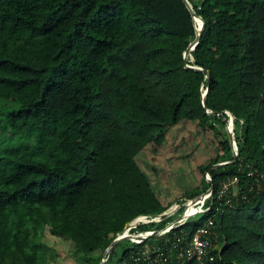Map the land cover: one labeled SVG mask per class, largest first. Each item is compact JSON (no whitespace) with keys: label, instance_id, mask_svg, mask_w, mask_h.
Wrapping results in <instances>:
<instances>
[{"label":"trees","instance_id":"trees-1","mask_svg":"<svg viewBox=\"0 0 264 264\" xmlns=\"http://www.w3.org/2000/svg\"><path fill=\"white\" fill-rule=\"evenodd\" d=\"M189 1L205 21L189 58L204 70L186 66L201 22L184 0H0V264H52L47 225L99 264L129 220L172 203L137 156L184 120L217 145L183 193L213 184L214 203L177 231L213 215L215 264H264V0ZM227 110L238 156L212 168L233 158ZM235 175L246 197L226 202L218 188Z\"/></svg>","mask_w":264,"mask_h":264},{"label":"built area","instance_id":"built-area-1","mask_svg":"<svg viewBox=\"0 0 264 264\" xmlns=\"http://www.w3.org/2000/svg\"><path fill=\"white\" fill-rule=\"evenodd\" d=\"M232 129L235 137L234 126ZM247 175L254 180L251 189L260 181V176H263L256 169L249 170ZM206 178L211 180L208 171ZM232 186L237 187L235 192H231ZM217 193L219 197L226 195V202H231L233 198L237 200L239 196L246 197L245 194L240 195L238 175L221 181ZM213 203L214 188L210 186L198 196L175 199L160 212L137 214L117 233V236H124L122 233L130 227V233L136 235V238L126 235L135 249L121 260V264H215L213 251L219 247V231L213 215L202 220L193 232L189 233L185 229L177 231L185 223L199 220L196 216L211 210ZM190 204L192 205L189 206ZM150 238L153 240H149Z\"/></svg>","mask_w":264,"mask_h":264},{"label":"rangeland","instance_id":"rangeland-1","mask_svg":"<svg viewBox=\"0 0 264 264\" xmlns=\"http://www.w3.org/2000/svg\"><path fill=\"white\" fill-rule=\"evenodd\" d=\"M218 126L222 128L220 124ZM216 145L217 141L211 129L202 130L196 123L184 120L167 130L166 139L159 151L147 146L138 154L137 159L160 198L164 202L174 201L182 196H189L183 192L202 184L203 173L199 165L209 161ZM209 187L200 190L199 194L207 191ZM236 190L237 187H231V192ZM201 215L196 218H201ZM41 233L42 240L55 255L52 264H88L69 239L53 235L48 225ZM125 246L133 247L134 244L128 238L118 242L108 264H121V253Z\"/></svg>","mask_w":264,"mask_h":264},{"label":"water","instance_id":"water-1","mask_svg":"<svg viewBox=\"0 0 264 264\" xmlns=\"http://www.w3.org/2000/svg\"><path fill=\"white\" fill-rule=\"evenodd\" d=\"M184 1L187 3V5H188L193 17H194V20L196 21V19H199L200 22H201L199 26L195 25V27H196V36L189 42L186 50L184 51V59L186 61V66L190 67V68H193V69H197V70H204V68L202 66L195 64L194 63L195 58L192 60V59L189 58V55L191 53V50H194L195 47L197 46L198 42L200 41V37H201V34L203 32V29H204L205 21H204L202 16L198 15L195 12V10H194V8H193V6H192V4H191V2L189 0H184ZM189 61H191L192 63H190ZM206 76L208 78H210L209 74H206ZM207 92H208V86L203 89V100H202V103H203L204 106H207ZM206 111L208 113H210V114H216L217 113L215 110H212L210 108H207ZM225 112L227 113L228 117L224 116L223 119L227 121L226 130H227L228 138H229V141H230V144H231V150H232L233 158L229 159V160H225V161L214 163L212 165V168H216V167H218V166H220L222 164H225V163L234 162L237 159V156H238V144H237V141H236V139L234 137V134H233V129H232L233 127L230 126V124H228V122H229L228 120L229 119L231 120L232 118H235V115H234L233 112H231L229 110H227ZM211 187H213V184L211 185ZM198 195H196V196H198ZM125 238H126V236H117V237H115L110 242L108 247L104 250L103 256H102L99 264H106L107 260L111 256V254H112L114 248L116 247L117 243L120 242L121 240L125 239Z\"/></svg>","mask_w":264,"mask_h":264},{"label":"bare ground","instance_id":"bare-ground-1","mask_svg":"<svg viewBox=\"0 0 264 264\" xmlns=\"http://www.w3.org/2000/svg\"><path fill=\"white\" fill-rule=\"evenodd\" d=\"M192 51V50H191ZM231 121V126L233 127L234 126V121H233V118L230 120ZM202 199V198H201ZM192 205V204H191ZM190 205V206H191ZM129 230H130V227L126 228V230L123 232V235L126 236V235H131V233H129ZM135 238L134 235H131Z\"/></svg>","mask_w":264,"mask_h":264}]
</instances>
